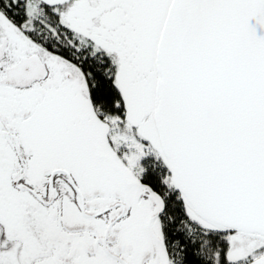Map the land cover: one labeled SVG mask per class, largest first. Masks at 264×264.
I'll list each match as a JSON object with an SVG mask.
<instances>
[{
    "label": "snow or ice",
    "instance_id": "snow-or-ice-1",
    "mask_svg": "<svg viewBox=\"0 0 264 264\" xmlns=\"http://www.w3.org/2000/svg\"><path fill=\"white\" fill-rule=\"evenodd\" d=\"M0 264H264V0H0Z\"/></svg>",
    "mask_w": 264,
    "mask_h": 264
}]
</instances>
